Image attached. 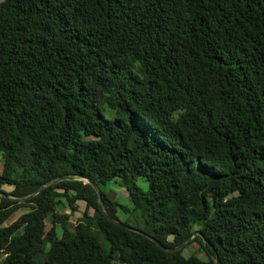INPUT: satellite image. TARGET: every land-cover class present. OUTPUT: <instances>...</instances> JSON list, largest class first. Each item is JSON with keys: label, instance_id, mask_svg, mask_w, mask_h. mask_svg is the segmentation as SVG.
Listing matches in <instances>:
<instances>
[{"label": "trees", "instance_id": "obj_1", "mask_svg": "<svg viewBox=\"0 0 264 264\" xmlns=\"http://www.w3.org/2000/svg\"><path fill=\"white\" fill-rule=\"evenodd\" d=\"M0 264H264V0H0Z\"/></svg>", "mask_w": 264, "mask_h": 264}, {"label": "rangeland", "instance_id": "obj_2", "mask_svg": "<svg viewBox=\"0 0 264 264\" xmlns=\"http://www.w3.org/2000/svg\"><path fill=\"white\" fill-rule=\"evenodd\" d=\"M106 189L110 193V195L113 196V198H116L120 202H123L125 204L130 205V202L128 201V198L126 197V192L124 191L122 186H119V185H117L115 183L109 182V183L106 184ZM78 204H79L80 209H82L84 207V202L83 201L79 200ZM76 213H78V212H76ZM122 214L125 216L124 213H122ZM126 215H128V214H126ZM75 216H76V214H74L72 216V218H74ZM128 216H129L128 219H129V221L131 223H134V224H137V225H140V226H144V222H143L141 216L139 217L136 214H132V215H128ZM197 246H198V244L195 241H192L190 243H186L184 245V247H183V251H184V253L189 254L190 252L196 250ZM196 253L198 255H200V256H205L204 253L202 251H200V250L196 251Z\"/></svg>", "mask_w": 264, "mask_h": 264}, {"label": "water", "instance_id": "obj_3", "mask_svg": "<svg viewBox=\"0 0 264 264\" xmlns=\"http://www.w3.org/2000/svg\"><path fill=\"white\" fill-rule=\"evenodd\" d=\"M94 184V183H93ZM95 185V184H94ZM97 192H98V194H100V192H99V189L97 188Z\"/></svg>", "mask_w": 264, "mask_h": 264}]
</instances>
